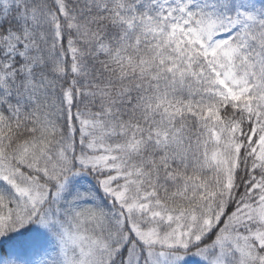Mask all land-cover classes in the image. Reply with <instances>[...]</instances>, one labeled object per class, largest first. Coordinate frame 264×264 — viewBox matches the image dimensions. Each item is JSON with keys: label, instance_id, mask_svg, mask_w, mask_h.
<instances>
[{"label": "snow or ice", "instance_id": "6c2138e0", "mask_svg": "<svg viewBox=\"0 0 264 264\" xmlns=\"http://www.w3.org/2000/svg\"><path fill=\"white\" fill-rule=\"evenodd\" d=\"M0 264H264V0H0Z\"/></svg>", "mask_w": 264, "mask_h": 264}]
</instances>
